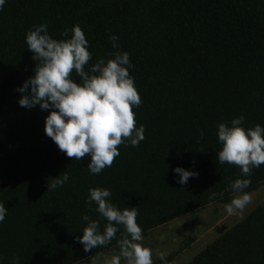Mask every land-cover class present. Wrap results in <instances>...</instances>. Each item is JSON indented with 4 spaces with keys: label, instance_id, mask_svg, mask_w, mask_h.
Masks as SVG:
<instances>
[{
    "label": "trees",
    "instance_id": "trees-1",
    "mask_svg": "<svg viewBox=\"0 0 264 264\" xmlns=\"http://www.w3.org/2000/svg\"><path fill=\"white\" fill-rule=\"evenodd\" d=\"M41 23L57 40L81 27L92 57L86 69L117 51L129 54L141 99L133 112L145 138L136 147L117 146L120 154L98 175L88 172L90 157H67L45 135L48 111L17 103L15 89L36 66L25 33ZM237 116L245 128L264 127V0H6L0 10V202L7 214L0 222V264H12L14 256L18 264H79L119 252L122 227L108 245L88 252L76 240L87 223L82 215L99 220L101 231L106 222L94 203L85 204L89 188L109 189L119 209L137 207L143 237L230 203L233 193L224 189L237 178L251 181L244 191L257 192L264 164L242 177L238 166L217 159V125ZM176 167L198 176L181 185ZM64 171L68 182L47 190ZM194 241L153 264L173 263ZM188 264H264V202Z\"/></svg>",
    "mask_w": 264,
    "mask_h": 264
},
{
    "label": "clouds",
    "instance_id": "clouds-1",
    "mask_svg": "<svg viewBox=\"0 0 264 264\" xmlns=\"http://www.w3.org/2000/svg\"><path fill=\"white\" fill-rule=\"evenodd\" d=\"M5 2L0 0V10ZM63 35L68 36V31ZM109 40L113 48H118L116 35L109 36ZM25 44L33 53L36 66L34 74L15 89L20 93L17 103L28 110L39 107L48 111L44 133L67 157L76 160L90 157L88 172L98 175L120 154L117 146L127 141L136 147L144 140V126H136L133 112L140 106L141 99L129 74L132 64L127 52L112 53L111 59H99L86 69L92 57L79 25H73L69 38L60 40L49 34L46 24L33 25L25 33ZM73 72L80 78L79 83L74 81ZM243 122L244 117L237 116L230 123L217 125L216 136L221 150L216 155L220 164L236 165L241 176L248 177L253 168L264 164V127L256 124L245 128ZM203 135L201 130V138ZM172 171L178 176L176 182L181 185L198 176L197 172L182 167ZM68 180L64 171L48 184L47 190H55ZM250 183L247 178H237L224 189L233 193L230 203L224 206L227 214L243 218L242 213L252 202L251 193L244 191ZM216 195L212 193V196ZM110 197L107 188L88 189L85 204L91 206L94 203L95 211L106 222L101 231L99 220L82 215V221L87 223L82 236L76 238L77 242L88 252L108 245L116 239L122 227L123 232L116 240L119 254L111 256L106 264H121L122 259L124 264H153L152 249L142 243V229L136 222L137 207L119 209ZM6 214L4 203L0 202V222L4 221ZM159 258L164 261L163 254ZM12 264H18L15 256Z\"/></svg>",
    "mask_w": 264,
    "mask_h": 264
},
{
    "label": "rangeland",
    "instance_id": "rangeland-1",
    "mask_svg": "<svg viewBox=\"0 0 264 264\" xmlns=\"http://www.w3.org/2000/svg\"><path fill=\"white\" fill-rule=\"evenodd\" d=\"M264 202V185L252 194V202L242 213L241 219L237 215H229L225 205L216 204L190 214L184 218L157 228L143 237L144 246L152 249V259L163 254L169 256L177 252L190 239L194 243L186 249L171 264H188L200 252L215 242L229 229L240 223L248 214ZM119 254L118 251L108 252L100 257L88 259L79 264H106L111 256ZM121 264H124L123 259Z\"/></svg>",
    "mask_w": 264,
    "mask_h": 264
}]
</instances>
